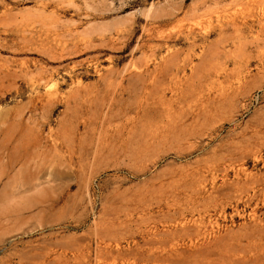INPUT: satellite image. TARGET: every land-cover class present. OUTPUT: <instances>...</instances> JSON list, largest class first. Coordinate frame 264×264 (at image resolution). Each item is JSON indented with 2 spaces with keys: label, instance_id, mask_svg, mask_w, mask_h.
<instances>
[{
  "label": "rangeland",
  "instance_id": "obj_1",
  "mask_svg": "<svg viewBox=\"0 0 264 264\" xmlns=\"http://www.w3.org/2000/svg\"><path fill=\"white\" fill-rule=\"evenodd\" d=\"M232 1L0 0V264H264V33Z\"/></svg>",
  "mask_w": 264,
  "mask_h": 264
},
{
  "label": "bare ground",
  "instance_id": "obj_2",
  "mask_svg": "<svg viewBox=\"0 0 264 264\" xmlns=\"http://www.w3.org/2000/svg\"><path fill=\"white\" fill-rule=\"evenodd\" d=\"M234 1H238V0H234ZM240 1H242L243 3H242V5H246L247 4V11L245 10V12H246V14L244 15V14H242V12H241V17H243L242 15H244V21H243V25L245 26V27H248L249 25H251V24H254L255 22H257L258 23V26H259V32L260 33H264V0H240ZM231 2H233L232 0H231ZM244 2H247L246 4H244ZM234 3V2H233ZM236 3V2H235ZM241 4V3H240ZM242 5H241V7L240 8H243L242 7ZM240 6V5H239ZM239 6H236V7H239ZM246 7L244 8V9H246ZM256 8H259L260 9V15H255L253 12L255 11L254 9H256ZM258 9V10H259ZM236 12H238V10H235ZM241 11V10H240ZM242 11H243V9H242ZM233 13H235L234 11H232ZM244 12V13H245ZM240 13V12H239ZM231 14V13H230ZM237 14V13H236ZM230 16V15H229ZM232 17H233V15H231ZM230 16V17H231ZM232 17L231 18H229V19H231L232 20ZM236 16L234 15V17L233 18H235ZM234 20H236V19H234ZM233 20V22L232 23H234L235 25H236V21H234ZM243 20V19H242ZM230 23V22H229ZM242 25V24H241ZM244 27V28H245ZM259 34V33H258ZM261 37V36H260ZM256 38H258V37H256ZM132 44H133V41H129L126 45H125V47L123 48V50H122V52L123 53H125V52H127L131 47H132ZM44 48H46L45 46H44ZM51 48V47H50ZM64 48V47H63ZM47 49V48H46ZM68 49V48H67ZM51 50V49H50ZM170 58V57H169ZM168 62V61H167ZM179 64V63H178ZM27 65V64H26ZM136 65H138V64H136ZM144 66V65H143ZM178 66V65H177ZM138 68H139V66H138ZM141 69H143V68H141ZM139 70H140V68H139ZM141 72H142V70H141ZM40 73V72H39ZM115 73V70H110V73L109 74H111V75H113ZM36 74V73H35ZM34 73H33V75L32 76H34L35 75ZM44 74V73H43ZM140 74V73H139ZM138 74V78L140 77V79H141V76ZM40 75V74H39ZM132 76V75H131ZM146 76V75H145ZM34 77H36V76H34ZM34 77H32V79L34 78ZM51 77V76H50ZM30 78H31V76H30ZM34 80V79H33ZM39 80V79H38ZM41 80H44V81H46L44 78L43 79H41ZM40 80V81H41ZM48 80H50V78H48ZM144 80V79H143ZM28 82V81H27ZM30 82H31V80H30ZM43 82V81H42ZM49 82V81H48ZM36 83V82H35ZM3 84H4V82H3ZM31 84V83H30ZM38 84V83H37ZM40 84V83H39ZM32 85V84H31ZM48 94H50L49 96L50 97H54L53 95H55L54 93L53 94H51V93H48ZM52 95V96H51ZM58 96V95H57ZM88 96V95H87ZM39 98V97H38ZM49 98V97H48ZM56 99H57V97H56ZM85 99V98H84ZM89 99V98H88ZM86 100V99H85ZM87 101V100H86ZM99 101H100V99H99ZM101 102V101H100ZM106 102V101H105ZM105 102H104V104H105ZM112 104H113V102H112ZM81 105V104H80ZM92 107V106H91ZM114 110V108L111 106L110 108H109V110L107 111V113L105 114V118H104V123L105 122H111V119H110V117H109V115L111 114L112 115V113L114 112L113 111ZM119 113H120V111H119ZM170 113V112H169ZM121 114V113H120ZM170 115V114H169ZM168 115V116H169ZM170 116H172V115H170ZM170 118V117H169ZM172 118V117H171ZM170 118V119H171ZM121 120V119H120ZM114 122V121H113ZM119 123V122H118ZM121 123V122H120ZM119 123V124H120ZM110 124V123H109ZM111 124H112V122H111ZM113 125V124H112ZM111 125V126H112ZM115 125V124H114ZM127 125V124H126ZM110 126V125H109ZM170 126H171V124H170ZM176 126V125H175ZM118 127V126H117ZM186 127V126H185ZM112 129H113V127H111ZM124 129V128H123ZM173 129V128H172ZM106 130V129H105ZM104 130V131H105ZM176 130V129H175ZM108 131H106V133H107ZM109 133V132H108ZM159 133V132H158ZM167 133V132H166ZM104 134V133H103ZM102 134V135H103ZM120 134V133H119ZM143 134V133H142ZM106 135V134H105ZM130 135V134H129ZM149 135V134H148ZM152 135V134H151ZM151 135H149V136H151ZM146 138V137H145ZM123 139V138H122ZM155 140H156V138H155ZM151 141V140H150ZM152 142H153V140H152ZM215 158V157H214ZM224 158V157H223ZM229 162V161H228ZM227 162V163H228ZM231 162V161H230ZM210 163V162H209ZM211 163H212V161H211ZM214 164V163H213ZM230 164V163H229ZM225 166V165H224ZM200 167V166H199ZM222 167V166H221ZM211 168V167H210ZM225 168H226V166H225ZM227 168H229L228 167V165H227ZM225 169V170H228V169ZM216 170V169H215ZM172 171V170H171ZM189 171H191V170H189ZM194 172V171H193ZM213 172H214V170H213ZM219 172V171H218ZM239 172V171H238ZM207 173V172H206ZM187 174V173H186ZM193 174V173H192ZM213 174V173H212ZM215 174V173H214ZM213 174V175H214ZM239 174V173H238ZM195 176H196V173L194 174ZM193 175V176H194ZM218 175V174H217ZM189 176V175H188ZM187 176V177H188ZM199 176V175H198ZM214 176H216V175H214ZM184 177V176H183ZM205 177V176H204ZM204 177H202V178H204ZM216 178V177H215ZM176 179V178H175ZM174 179V180H175ZM206 179H207V177H206ZM206 179H204L205 180V182H206ZM217 179V178H216ZM255 179V178H254ZM254 179H252V180H254ZM257 179V178H256ZM213 180H215L214 178H213ZM171 181V180H170ZM176 181V180H175ZM200 181V180H199ZM163 182V181H162ZM180 182V181H179ZM203 182V181H202ZM215 182V181H214ZM181 183V182H180ZM255 183V185L252 187V190H253V195H254V192H256V188H257V185H262V184H264L263 182H260V180H257V181H255L254 182ZM162 184V183H161ZM173 184V183H172ZM171 184V185H172ZM175 184V183H174ZM187 184V183H186ZM192 184V186H193V183H191ZM200 184H201V181H200ZM176 185V184H175ZM213 185H215V184H213ZM239 185V184H238ZM252 186V184H248V186ZM174 186V185H173ZM187 187H188V185H186ZM185 186V187H186ZM199 186V185H198ZM155 187V186H154ZM181 187V186H180ZM183 187V186H182ZM200 187V186H199ZM191 188V187H190ZM156 189V188H155ZM154 189V190H155ZM195 189V188H194ZM197 190H198V187H197ZM197 190H195V192L197 191ZM199 190L201 191V188H199ZM198 190V191H199ZM246 190V189H245ZM251 189H249V187L247 188V190H246V192H251L252 191ZM192 191H193V189H192ZM243 191V189H241V192ZM194 192V191H193ZM238 192V191H237ZM240 192V190H239V193H241ZM244 192V191H243ZM242 192V193H243ZM238 193V194H239ZM190 194H191V192H190ZM237 194V193H236ZM237 194V195H238ZM256 194V193H255ZM237 195H235L236 196V198H238V196ZM242 195V194H241ZM247 195V194H246ZM234 196V197H235ZM252 196V195H251ZM250 196V197H251ZM190 197L192 198V196L190 195ZM189 197V198H190ZM233 197V198H234ZM255 197V196H254ZM188 198V199H189ZM216 198V197H215ZM187 198H185V200H186ZM187 199V200H188ZM193 199V198H192ZM195 199V198H194ZM186 200V201H187ZM240 200H241V197H240ZM251 200V199H250ZM185 201V202H186ZM194 202H195V200H193ZM218 201V200H217ZM188 202H190V201H188ZM215 203V202H214ZM189 204V203H188ZM200 204V203H199ZM224 204V203H223ZM187 205V204H186ZM185 205V206H186ZM191 205H193V204H191ZM197 206V203H196V205H194V207H192L193 209L195 208ZM217 206V205H216ZM224 206V205H223ZM200 207V206H199ZM188 208V207H187ZM198 208V207H197ZM202 208H205V207H203L202 206ZM184 210V209H183ZM201 211V210H200ZM175 213V212H174ZM183 213H184V211H183ZM190 214V213H189ZM201 215V214H200ZM187 217V216H186ZM192 217V216H191ZM201 217V216H200ZM173 218V217H172ZM196 218V217H195ZM190 219V218H189ZM202 219V218H201ZM201 219H199V220H201ZM179 220V219H178ZM183 220V219H182ZM181 220V221H182ZM203 221V220H202ZM202 221H200V222H202ZM193 222V221H192ZM186 223V222H185ZM183 224H184V220H183ZM182 224V225H183ZM185 228H187V227H185ZM185 230V229H184ZM183 230V231H184ZM192 236V235H191ZM193 240V239H192Z\"/></svg>",
  "mask_w": 264,
  "mask_h": 264
}]
</instances>
